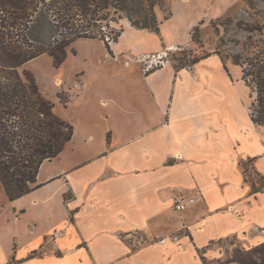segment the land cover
<instances>
[{"label": "crops", "instance_id": "1", "mask_svg": "<svg viewBox=\"0 0 264 264\" xmlns=\"http://www.w3.org/2000/svg\"><path fill=\"white\" fill-rule=\"evenodd\" d=\"M237 2L184 0L158 32L123 28L110 55L128 65L75 72L74 118L54 105L74 126L72 139L42 163V185L10 201L26 204L14 208L20 227L11 242L0 241V264H203L199 251L222 260V240L264 241V190L250 194L242 166L264 179V126L251 120L248 87L215 53L146 73L134 62L188 44L193 26ZM171 20L172 40L159 35ZM54 70V83L62 73L67 84L65 67ZM180 197L194 202L178 212Z\"/></svg>", "mask_w": 264, "mask_h": 264}, {"label": "trees", "instance_id": "2", "mask_svg": "<svg viewBox=\"0 0 264 264\" xmlns=\"http://www.w3.org/2000/svg\"><path fill=\"white\" fill-rule=\"evenodd\" d=\"M156 6L162 8L164 0H0V185L9 201L42 185L37 183L42 163L58 157L74 133V126L54 112V103L41 92L34 74L22 66L46 54L58 68L75 40H103V25L123 18L136 29L158 32ZM122 31H112V40ZM248 40L242 52L225 58L240 67V78L252 93L251 120L264 126V40ZM105 46L111 53L108 43ZM220 58L229 72L225 58ZM247 182L251 195L264 190V179L260 186ZM199 254L203 264H210L204 251ZM211 264H264V241L236 248Z\"/></svg>", "mask_w": 264, "mask_h": 264}, {"label": "rangeland", "instance_id": "3", "mask_svg": "<svg viewBox=\"0 0 264 264\" xmlns=\"http://www.w3.org/2000/svg\"><path fill=\"white\" fill-rule=\"evenodd\" d=\"M235 5H233L230 10L217 18H206L199 24L193 26L190 33V42L186 45L174 46L177 49H170V47L165 48L164 51L155 54L141 55L139 58L136 56L134 62L141 68L143 73L144 67L150 64L152 61V55L162 57L164 64L171 62L175 67L185 64L186 66L194 59L204 57L206 54L219 53V56L227 58L229 54L242 52L246 43L250 42L248 37H251V42L260 43L261 39L264 40V0H249L251 3L248 4L247 0H238ZM184 0H164V6L162 8L156 6L155 11L158 19L160 21L165 20L166 16L172 14V8L176 10L179 9L181 3ZM177 5V7H176ZM178 24L182 22V17L175 20ZM175 21H165L161 30L160 36L170 37V40L174 39L173 27ZM177 24V25H178ZM130 25L128 20L123 18L117 23H110L108 27L103 25L102 30L104 39H86L79 38L75 40L66 54L65 60L59 67H65L66 74L69 76L67 84L66 78H63L62 73L58 74L60 76L61 82L59 85L54 83L56 71L54 70V65L52 63V58L44 54L36 59L27 62L22 67H26L32 71L36 77L37 84L40 90H44L45 96L55 105V111H59L67 108L63 113L66 119L70 121L75 116L76 100H74L73 83L75 82L74 74L82 67H123L128 65L127 62L131 61L122 56L119 60L117 57L115 60L111 59V53L107 50L105 42L108 43L109 47L114 42L112 40L114 32L119 30L120 27L125 28ZM157 34H151L150 36L140 34L138 38L142 41H148L149 39H155L159 37ZM261 45V44H259ZM126 61H124V59ZM226 64L228 65L229 75L232 78L241 80L240 67L233 64L231 58L226 59ZM140 59H144L142 61ZM147 62V64L145 63ZM185 66V67H186ZM58 67V68H59ZM161 67V66H160ZM57 69V68H56ZM151 69H149L150 71ZM244 82V81H243ZM243 85V84H242ZM244 85H246L244 83ZM247 86V85H246ZM248 87V86H247ZM43 92V93H44ZM251 90L247 88V94L245 96L246 101L250 103ZM64 99H67L65 105L63 104ZM64 117V118H65ZM242 166L246 172V180H250L257 186H260L263 179L260 175L256 174L249 166L248 162H242ZM4 196L0 188V241L1 243H9L12 241L13 231L17 230L20 226L16 225L11 219L14 208L18 206H23L26 204L25 200L17 203V205H12ZM22 236L20 234H15V243L18 244V239ZM23 242V240L21 241ZM20 242V243H21ZM253 246V245H252ZM217 247H219L222 253V260H224L232 251L236 248H249L250 246L245 245L241 242L238 237H231L226 240L218 242ZM214 261V260H213ZM210 261V264L213 262Z\"/></svg>", "mask_w": 264, "mask_h": 264}, {"label": "built area", "instance_id": "4", "mask_svg": "<svg viewBox=\"0 0 264 264\" xmlns=\"http://www.w3.org/2000/svg\"><path fill=\"white\" fill-rule=\"evenodd\" d=\"M159 57H156L155 55H152V61L150 64H147V62H145L147 65L144 67L143 71H149V69H155V68H159L160 66H164V62L161 60L162 57L160 55H158ZM142 61H145L144 59H140ZM194 202V199L192 197H180L179 199H177L175 201L174 204V208L176 211L181 212L183 210H185L188 205L192 204ZM174 239H176V237H173Z\"/></svg>", "mask_w": 264, "mask_h": 264}, {"label": "bare ground", "instance_id": "5", "mask_svg": "<svg viewBox=\"0 0 264 264\" xmlns=\"http://www.w3.org/2000/svg\"><path fill=\"white\" fill-rule=\"evenodd\" d=\"M170 49H177V48L174 46H170ZM59 83H60L59 78H56L55 84L58 85Z\"/></svg>", "mask_w": 264, "mask_h": 264}]
</instances>
